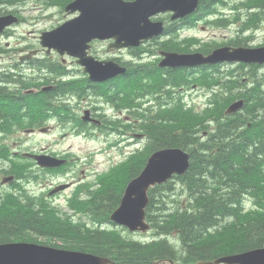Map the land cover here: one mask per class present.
<instances>
[{"label": "trees", "instance_id": "1", "mask_svg": "<svg viewBox=\"0 0 264 264\" xmlns=\"http://www.w3.org/2000/svg\"><path fill=\"white\" fill-rule=\"evenodd\" d=\"M4 1L7 2L8 0ZM67 1L69 0H66L63 5ZM202 9L205 11L204 8ZM155 41L157 42L155 43ZM167 42L155 39L144 46L135 48L133 52L136 55H151L163 47L168 51L169 49L170 51L183 50L179 41H175L174 44L172 43L173 45L168 44L170 48L167 46ZM178 45L180 48L177 47ZM172 48L173 50H171ZM212 66L214 65L210 66L209 72L213 69H216V72L219 70L217 65ZM138 68L159 74L157 70L155 71L156 62L154 60L140 64ZM126 76L123 80H128ZM130 78L131 80L123 83V86L129 87L131 85L133 89H136L138 83L141 82L132 79L133 77ZM205 80H208V76L203 75V81ZM260 81L253 89L246 92L248 99L253 100L257 105H260ZM227 82L234 86L232 81ZM225 83L222 87L226 90ZM9 97L13 98L12 92H9ZM223 110L224 106L220 105L218 108H213L204 113V115H213L217 120L216 131L211 135V138L208 136L201 142V147L197 153L191 152V163L188 171L182 176L174 177L181 182L182 189L187 195L188 204L185 206L180 204L178 193H174L170 197L174 191L172 180L156 185L154 190L151 189L149 192L150 202L146 209L147 218L149 221L151 219L153 234H167L176 230V238L181 243L180 248H175L172 244L167 243L166 239L157 242L123 238L124 235L121 230V236L118 239V231L115 229L88 227L86 223L81 221L72 222L68 219L59 218L55 210L45 202H41L38 209H33L35 203L23 205L12 200L8 201V198L2 199L0 202V243L19 240L38 242L62 249L86 251L107 256L113 259V264H158L156 262L163 259H172L181 264H189L213 260L220 254L264 246V191L256 190L252 194L255 185H247L243 180L247 177L249 179L255 177L257 180L262 171L260 164L261 155L264 153V124L261 120H256L251 122L250 127H246L247 122L238 124L239 117L228 119L222 116L224 115ZM251 110L249 109V112ZM166 119L168 121L165 123L173 121H169V116ZM186 119H182V122L188 123L189 121L187 122ZM172 123L174 124V122ZM150 124L152 125V122L148 123L146 129H150ZM168 124H156L157 128L153 127L155 125L152 126L153 130L150 131L151 135L149 134L148 137L149 148L154 143L172 146L170 141H173V138L170 134L173 130L168 128ZM175 124L178 127L177 135L181 136V139L175 141L173 145L181 148L186 147L182 143L186 139L187 143L192 140L193 144L194 128L185 131L183 129L185 127L181 126L182 130H179L182 124L180 122ZM162 126L166 127L162 128ZM199 126L201 131L205 129V119L200 120ZM235 127H238L237 131L234 130ZM183 136L190 137L182 140ZM237 143H241L242 147H239V151L242 153L230 157L232 148L229 146ZM214 144L220 145L221 151L214 153L216 150ZM220 154L222 155L217 159L223 161L226 166H222L221 163L218 164L219 161H216V157ZM203 157L211 160L213 166L207 164L202 169L203 165L201 164L205 163ZM143 163L144 161L139 159L136 161L133 158L129 161V165L130 167L133 165L136 167L135 169L128 167V162L113 167L105 175L104 184H113L117 186L118 190V187L124 186L128 178L140 172ZM245 172L246 175H244ZM101 190L107 191V188ZM246 192L252 195L251 204H254L253 208L251 205L248 210L244 209L242 203L243 193ZM102 193H97L85 203L76 202L71 206L80 213H89L91 221L110 223L109 215L116 206L119 196L115 199H110L107 196L103 197V200ZM168 202L171 203L172 207ZM224 234H228V237L221 240L219 236ZM40 238L42 240H39ZM119 241L120 244L117 246Z\"/></svg>", "mask_w": 264, "mask_h": 264}, {"label": "flooded vegetation", "instance_id": "2", "mask_svg": "<svg viewBox=\"0 0 264 264\" xmlns=\"http://www.w3.org/2000/svg\"><path fill=\"white\" fill-rule=\"evenodd\" d=\"M200 1L201 3L197 10V12L199 11V13H197L198 14L197 21L199 22V27L201 31L207 30L209 33V36L206 35L205 39L209 40L208 37H210L211 39L212 36H216L217 35L216 32H218V34L223 38L222 41H224L228 37L230 38L232 35L233 38L240 39L243 37L244 33L247 30H250L251 28L253 30L260 29L264 34V0H227L229 3L226 2L223 5V6L226 5L228 7L227 10L217 8L216 6L213 7L212 5L209 4L208 0L206 1L200 0ZM202 7L205 9V11L201 9ZM228 22L233 27L237 25L238 26L235 27L233 31H227L229 27L227 28L226 24H224V26L222 24ZM28 23L32 24L33 22L32 20H29ZM34 24L35 23H33V25ZM211 29H213L214 32L210 31ZM35 37L36 34H34L33 29H31L24 36L23 47L21 48L15 47L7 50V57L9 58V62L2 63L1 66L3 71L7 70L9 66H11L13 62L11 58L15 56L17 57L16 58L17 60L14 62H16L18 64V68L19 67L20 68L18 70V74H17L18 76L15 77V80L12 77L0 78V91L1 90L12 91L17 99H11L14 101V106L11 111L6 112L2 108V111H0V120L9 121L12 124H14L13 127L16 129L14 135L17 138H21L22 133L23 134L26 133L28 136L37 135L39 133L47 134L52 130V122H49L50 117L52 115L57 116L59 114L57 108L60 106H66L70 108L72 111L68 113L69 117L72 118L74 121L78 120L79 124H84V122L80 119V116L76 115V113L73 110L75 105L79 104L80 102H83L84 104H86L87 107H89L92 110V117L100 120V124L94 125L90 122L86 123L89 126H94L96 129L100 131V133L97 132L96 130H94L93 132L84 131L83 133L87 137H92L96 139L101 138L104 141V143L107 145V149H109V151L112 152L120 151L121 150L120 141H122L121 121L119 119V115L121 113V103L119 100L120 91L117 82L120 80L121 77L120 76L115 77L112 80L111 85H108L107 82L94 83L89 79L90 78L89 75L85 73L82 68L75 65V63L77 64L76 62L77 59L71 57L69 58L70 66L67 68L60 69L58 71L50 68L34 70L29 65L33 61L36 62V57H34V54L37 53L39 50H41L39 45L37 47L35 45L36 42ZM102 42L104 43L106 41H102ZM97 43L100 44V42ZM28 45H32V47L34 48H30L26 52H23L22 49H24V47ZM94 49H96V47H94ZM112 49L113 48H111V50H108V47H105L104 50L105 52L93 51V54L96 56V58L99 59L111 58L113 61L114 60L119 61L120 56L114 54L116 52H114V50ZM33 50H37V52L35 53L32 52L30 56H23ZM119 51L123 52L122 50ZM106 52H109L110 54ZM200 67L202 66H199V68ZM199 68L195 69V68L186 67L185 69L184 68L178 69L179 71L178 70L173 71V74L175 72V74L178 75L180 74L181 77L182 76L184 77V78L182 77L184 81L183 83L184 85L182 84L180 85L181 87L177 86L178 88L174 87L173 89H175V92L177 93L181 90L179 94H183V96H185L184 97L185 99H189L192 97H193L192 99H195L197 97V93L200 92V90L202 89L201 84L198 83L199 80L196 79L201 75L199 73L200 71H202L201 70L202 68L200 69ZM129 69L136 70L137 68H129ZM142 71H143V75H145L144 77L147 79L148 77L153 76L150 78L151 82L159 89L160 94L165 93L166 91L169 92L172 89V84L168 74L169 72L155 74V73H151L150 71H145L143 69ZM186 73L189 74L187 75ZM18 77L20 78L33 77L35 79V83L32 85L21 84L17 82L19 80ZM46 86H49V88L47 91L44 92L43 90L44 87ZM192 86L193 88H190ZM28 90L38 92L39 94L44 95L45 97L48 98L47 101H44L43 103L40 102L38 104L33 114H31V112L29 111V107L25 104V101L22 98V94ZM261 91L264 95V90L261 89ZM94 93L97 95L96 99L92 98ZM0 96L3 97L2 99H0V106H1L6 104L7 103L6 99L9 98H7L6 95L2 93L0 94ZM112 97H115L114 101H112ZM42 104H44L45 106H43ZM152 106L154 107V109H152L153 108ZM149 107L152 110H157L159 108L157 105L154 104L149 105ZM21 120H23L24 123H28V125L24 126L23 128L16 126L15 124H19ZM196 127H197V123L195 124L191 123L189 128L190 129L194 128L195 130ZM172 129L174 130L170 134V136L171 138H173V141H170L171 142L170 144L173 145L175 144V141L181 139V136H178L176 133L178 127L176 128L173 127ZM183 129L187 131V129L185 128ZM195 136H194V142H195L194 144H192V140L190 143H187V140L183 141L182 143L187 145L191 150L197 153L199 150V146H201V143L199 142L202 139V135L201 134L197 135V131H196ZM61 137L63 136L60 135L56 137L54 142L51 141L46 145L40 146L38 149L37 148H30L29 150L18 149V151H16V154H20L22 156L27 157L29 161L27 163L28 171L36 179V187L38 190L37 192L39 194L37 197L38 199L46 198L48 200H51L52 201L51 203H56V204L63 202L66 203L76 202L77 200L83 201L88 191L100 190L101 182H102L101 179L104 173L102 172L101 167H99L98 163H96L95 156H90V155L87 156L86 153V155L82 159L78 155L76 156L73 155L70 148L71 145L67 149L55 147L56 145L54 144L58 143V139ZM218 149L219 148L217 147V150ZM30 154L40 155L42 156V158L41 160H37ZM48 156H52V157L56 156L59 158H63L66 161L56 168L49 169L50 172H44L46 170L41 168L44 166H41L38 163V161H42L44 163L48 162L50 161V158ZM80 161L81 163H79ZM38 165L41 167H39ZM58 179L64 181L57 183ZM61 185H65V187L60 188V190L54 192L53 194L50 193V190L58 189L59 187H61ZM102 192H103L102 193L103 200H104L103 197L108 196L110 199L113 198L115 199V197L118 196L117 186L113 184L108 185L107 191H102ZM62 215L64 216V214ZM73 215H76V213L71 212V214H68L67 216L72 217ZM116 230L118 231V239H120L121 236L120 228ZM119 244L120 241L117 244V246Z\"/></svg>", "mask_w": 264, "mask_h": 264}, {"label": "water", "instance_id": "3", "mask_svg": "<svg viewBox=\"0 0 264 264\" xmlns=\"http://www.w3.org/2000/svg\"><path fill=\"white\" fill-rule=\"evenodd\" d=\"M90 1L95 3L96 9L103 11L108 9L113 14L119 12L131 24L132 28L128 29L124 26L122 29L114 28L107 33H100L95 29L98 18L92 17V13L88 15L89 10H86L84 6ZM156 2L155 0H77L71 6H80L79 15L67 22L68 24L65 26L58 28V31H51L47 36V41L43 40V43L59 51L58 46L72 55L81 56L83 53V58L86 61L85 68L95 70L97 62L86 55L87 42L95 36L102 39L112 38L114 39L112 44L119 47L138 45L142 40L154 36L163 30V26L159 22H152L150 17L157 10L174 9L170 6L160 5L159 1ZM196 2L197 0H190L186 6L188 10L195 8ZM120 15L115 14V18L111 19L119 20ZM2 27L0 26V28ZM51 38L53 39L51 40ZM257 52L256 54L247 53L239 48L229 51L226 47L216 49L207 56L196 53L166 52L163 53L164 58L161 61V66H194L217 61H260V49H257ZM107 68L102 67L101 71L104 72ZM239 105L240 103L232 104L227 112L236 110ZM57 162L61 163L62 161ZM187 167L188 154L179 148H166L155 152L148 159L142 171L127 183L120 204L110 215V218L118 224L127 226L132 231H146L149 224L144 221V208L148 204L147 190L149 186L165 181L174 172L184 173ZM111 262L108 257L83 251L64 250L34 242H10L0 245V264H110ZM221 262L226 264H264V247L225 255L217 258L214 262H199L197 264Z\"/></svg>", "mask_w": 264, "mask_h": 264}, {"label": "rangeland", "instance_id": "4", "mask_svg": "<svg viewBox=\"0 0 264 264\" xmlns=\"http://www.w3.org/2000/svg\"><path fill=\"white\" fill-rule=\"evenodd\" d=\"M56 1L57 0H17V1L12 2L9 6H10V8L16 7L15 9H17V8L20 9L19 10V11H21L20 12L21 14L19 16V22L20 23L26 22L28 19H31L34 16H37V19L40 21V23L38 26L35 27V30H36L35 40L41 41V36H43L45 30L50 29L53 25L54 26L58 25L59 23H61L64 20L63 16L58 11L52 10V8L55 6ZM1 2H5V1L0 0V3ZM50 13H51V16H49ZM2 14H7V13H2ZM23 29L26 32L27 29L21 28V30H23ZM14 32H15L14 33L15 36L17 34H19L18 32H16V30ZM2 41H3L5 46H6V44H18L19 43L18 40L16 39V37H11V38L5 37L2 39ZM7 58H8L7 52L0 53V63L7 62ZM44 68H46L45 62H41V63L36 65V69H38V70H41ZM140 73L141 72L138 70L128 71L126 73V75H127L126 79H128V80H123L122 84L131 80L130 77H133L132 79L137 78L140 75ZM151 77H153V76H150L148 78H151ZM225 85L227 87L226 90L228 92H242L244 90L239 84L236 87H233L230 83L226 82ZM249 109H251V108L245 107L242 109V111H240L237 114V116H235V117H239V120L237 121L239 124H241L243 122L249 123V122L256 121V120H261L259 117V112L257 109H252L251 112H249ZM232 118H234V117H232ZM180 121L182 124V120H180V119L173 120L172 122L176 123V122H180ZM171 123L169 122V127L172 126L173 123L172 124ZM164 124H165V122H164ZM187 124H188V126H187ZM187 124L185 123V124H182L181 126L186 127L185 129H189V127L191 125L190 120ZM170 128H172V127H170ZM52 130H53V126H52ZM234 130L237 131L238 127H235ZM54 131L55 132L62 131V127L60 125L57 126L54 129ZM166 135H168V134H166ZM58 136H60V135H58V134L52 135V137H54V140ZM27 137H28V135L26 133H24L22 136V141L20 143L21 144L25 143L24 141L27 139ZM189 137L182 138V140L189 138ZM41 141H43V140L40 137L35 138V137L31 136V143H33L32 144L33 146L39 145ZM60 143L63 144L64 147H67V144H70L71 145L70 148H71L73 155H78L82 159L84 157V154L88 152L87 150L91 151L94 149H97V151L100 152V156L97 155L98 160L106 159V157L103 156V153L106 152V145L104 144V142L102 141L101 138H98V139L91 138V137L76 138V137H71V136H65V138L60 139ZM240 146H241V143H237L235 145L229 146L232 148L231 153H230V157L233 155H237V154L241 155L242 151H239ZM221 155L222 154L218 155L216 157V159L218 157H220ZM203 159H204L205 163L201 164V165H203L202 169L205 168L204 165H207V164L212 165V163H211L212 161L209 160L207 157H203ZM216 161H219V160L217 159ZM220 163L222 164V166H226L225 164H223V161H219L218 164H220ZM214 165H216V164H214ZM252 168L254 169L255 167H252ZM233 169H237V168H233ZM244 175H246V172ZM243 180L247 183V185H256L258 191H264V180L263 179L255 180V177H253L252 179H249V177H247V179H243ZM177 191H178L179 198H180L178 200L187 203L186 192L178 186H177ZM224 203H226V205L228 206L226 201H224ZM145 217H147V209L145 211ZM146 233L147 232H143V233L137 232L135 234H129V233H126V234H128L129 236L135 237V238H143L144 236H146L148 238L151 236V233H148V234H146ZM225 237H228V234H224V235L219 236V238L221 240H223V238H225Z\"/></svg>", "mask_w": 264, "mask_h": 264}, {"label": "bare ground", "instance_id": "5", "mask_svg": "<svg viewBox=\"0 0 264 264\" xmlns=\"http://www.w3.org/2000/svg\"><path fill=\"white\" fill-rule=\"evenodd\" d=\"M154 1V0H153ZM156 1H159L160 3V5H163V6H165V7H167V6H170L171 8H174L175 10H182V9H184L186 6H187V4L188 3H190V0H155V2ZM206 1V0H205ZM157 3V2H156ZM85 6V8H86V10H89V13H88V15L89 14H91V16L92 17H96V18H98V23L96 24V30L97 31H99L100 33H102V34H104V33H107V32H109V31H111L112 29H114V28H118V29H122L124 26H126L128 29H131L132 28V26H131V24H129L127 21H126V19L123 17V16H121L120 15V13L119 12H116L115 14H117V15H120V17H119V20H117V19H115V20H112L111 18H115V14H113V13H111L108 9L107 10H102V9H96V7H95V3L94 2H89L88 4H86V5H84ZM122 9V8H121ZM238 9V8H237ZM246 9V8H245ZM235 10V9H234ZM241 10V9H240ZM244 10V9H243ZM229 11V10H228ZM233 11V10H232ZM242 11V10H241ZM246 11V10H245ZM200 12H201V10H200ZM215 12V11H214ZM244 12V11H243ZM197 13H199V11L197 12ZM228 13V12H227ZM218 14V13H217ZM220 14V13H219ZM206 15V14H205ZM208 15V14H207ZM225 15V14H224ZM246 15H247V13H246ZM245 15V16H246ZM214 16V15H213ZM203 17V16H202ZM205 17V16H204ZM244 17V16H243ZM89 19H90V17H88ZM229 18V17H228ZM242 19V18H241ZM139 21L141 22V18L139 19ZM231 22V21H230ZM235 22V21H234ZM237 22V21H236ZM235 24V23H234ZM98 25V26H97ZM252 25V24H251ZM255 25V24H254ZM201 26V25H200ZM212 26V25H211ZM214 27H215V25H214ZM213 27V28H214ZM218 27V26H217ZM223 27V26H222ZM228 28V27H227ZM218 30V29H217ZM214 32V31H213ZM217 33V32H216ZM209 36V35H208ZM231 36V35H230ZM233 36V35H232ZM231 36V37H232ZM206 37V36H205ZM53 38H51V40H52ZM208 39H210V37H208ZM236 39V38H235ZM58 40V39H57ZM57 40H56V42H57ZM74 40V39H73ZM157 41H155V43H156ZM160 43V42H159ZM174 44V43H173ZM172 44V45H173ZM177 44V43H176ZM175 44V45H176ZM161 45V44H160ZM170 45V44H169ZM171 45V46H172ZM181 45V44H180ZM180 45H178L177 47H179ZM158 46H159V44H158ZM163 46V45H162ZM166 46V45H165ZM167 46H168V44H167ZM166 46V47H167ZM182 46V45H181ZM169 47V46H168ZM175 47V46H174ZM176 47V48H177ZM204 47V46H203ZM160 48H162V47H160ZM170 48V47H169ZM180 48V47H179ZM163 49H164V47H163ZM165 50V49H164ZM167 50V49H166ZM171 50H173V48L171 49ZM169 51H170V49H169ZM216 65V64H215ZM212 67H214V66H212ZM200 68H202V67H200ZM199 68V69H200ZM211 68V67H210ZM185 69V68H184ZM196 69V68H195ZM198 69V68H197ZM136 70H138V71H140L141 73H140V75L137 77V78H135V80H137V81H139V82H143V81H150L151 82V79L150 78H145L144 76L145 75H143V71H142V69L141 68H137ZM202 70V69H201ZM210 70V69H209ZM216 70V69H215ZM128 71H133L132 69L130 70V69H128ZM127 71V72H128ZM179 71V70H178ZM189 71V70H188ZM193 71V70H192ZM213 71H214V69H213ZM219 71V70H218ZM198 72V71H197ZM194 73V72H193ZM205 73V72H204ZM169 74V77H170V81H171V84H172V89L174 88V87H177V86H180V85H182L183 83H184V81H183V78L181 77V75L179 74H175V72H174V74L173 73H168ZM187 74V73H186ZM185 74V75H186ZM189 74V73H188ZM187 74V75H188ZM192 76V75H191ZM194 76V75H193ZM188 77V76H187ZM195 77V76H194ZM197 77V76H196ZM206 79H207V77H205ZM192 79V78H191ZM195 79V78H194ZM206 81V80H205ZM189 82V81H188ZM198 82H200V81H198ZM138 84H140V83H138ZM190 84V83H189ZM232 84H234V86L233 87H236L238 84L237 83H234V82H232ZM184 85V84H183ZM222 86H223V84H222ZM181 87V86H180ZM185 87V86H184ZM199 87H201V86H199ZM259 87H260V89H263L264 90V80H262V81H260L259 82ZM178 88V87H177ZM190 88H193V86L192 87H190ZM189 88V89H190ZM172 89L169 91V92H165V93H161V96H163V97H167V98H170V97H172L173 96V94H172ZM188 89V90H189ZM198 89V88H197ZM187 90V91H188ZM181 91V90H180ZM180 91L178 92V93H180ZM184 91V90H183ZM191 91H193V90H191ZM198 91V90H197ZM201 91V90H200ZM248 91V90H247ZM247 91H245V90H243L242 92H247ZM185 92V91H184ZM196 92V91H195ZM194 92V93H195ZM188 93V92H187ZM190 93V92H189ZM246 94H248V93H246ZM191 96V95H190ZM193 96V95H192ZM185 97V96H184ZM193 98V97H192ZM191 98V99H192ZM248 98V97H247ZM7 100V103L6 104H4V105H1L0 106V111H2V108L6 111V112H8V111H11L12 109H13V106H14V101L13 100H11V99H6ZM263 101H264V95H263V93H262V91L260 90V105L263 103ZM153 107V106H152ZM156 108V107H155ZM158 108V107H157ZM152 109H154V107L152 108ZM239 119V118H238ZM187 120V122L189 121L188 120V118L186 119ZM200 120H202V119H200ZM168 120L166 119V121L165 122H167ZM169 121H171V120H169ZM185 121V120H184ZM262 121V120H261ZM169 123V122H168ZM168 123H165V124H168ZM171 123V122H170ZM177 123V122H176ZM183 123V122H182ZM251 123V122H250ZM172 124V123H171ZM179 124V123H178ZM180 124H181V121H180ZM183 124H185V123H183ZM187 124V123H186ZM195 124V123H194ZM202 124V123H201ZM239 124V123H238ZM248 124V123H247ZM151 125V124H150ZM162 125V124H161ZM169 125V124H168ZM172 125H175L174 127L176 128V124H175V122H174V124H172ZM167 126V125H166ZM166 126H162V128H164V127H166ZM181 126V125H180ZM187 126H188V124H187ZM201 126V125H200ZM151 127V126H150ZM153 127H155V128H157L156 127V124H155V126H153ZM170 127H172L173 128V126H170ZM170 127H168V128H170ZM195 127V126H194ZM186 128V127H185ZM204 128V127H203ZM181 129H182V127H181ZM192 129V128H191ZM147 130V129H146ZM152 130H153V128H152ZM172 130H174V129H172ZM176 130V129H175ZM193 130V129H192ZM205 130V129H204ZM119 131V130H118ZM157 131V130H156ZM159 131V130H158ZM161 131V130H160ZM165 131V130H164ZM171 131V130H170ZM193 131H195V133H196V129L195 130H193ZM152 132V131H151ZM162 132H163V130H162ZM161 132V133H162ZM167 132V131H166ZM173 132V131H172ZM154 134H155V132H153ZM153 133H152V135H153ZM157 133H159V132H157ZM163 133H165V132H163ZM174 133H175V131H174ZM177 133V132H176ZM118 135V134H117ZM151 135V134H150ZM155 136V135H154ZM120 137V136H119ZM152 137V136H151ZM184 137V136H183ZM198 138V137H197ZM118 139V138H117ZM119 140V139H118ZM198 140V139H197ZM120 141V140H119ZM204 141V140H203ZM120 142H122V141H120ZM156 142H157V140H156ZM198 142V141H197ZM156 144V143H155ZM149 145V144H148ZM151 145V144H150ZM198 145V144H197ZM153 146V145H152ZM151 146V147H152ZM255 146V145H254ZM178 147V146H177ZM221 159V158H220ZM177 179V178H176ZM153 190H154V188H153ZM225 201V200H224ZM252 202V201H251ZM252 205V204H251ZM254 205V204H253ZM154 208V207H153ZM252 208H253V206H252ZM243 209V208H242ZM154 210V209H153ZM156 210V209H155ZM153 216V215H152ZM150 221H151V219H150ZM154 224V223H153ZM156 227V226H155ZM177 233V232H176ZM178 235V234H177ZM180 248V247H179ZM183 248H184V245H183ZM178 250H180V249H178ZM181 251V250H180ZM228 251V250H227ZM226 251V252H227ZM186 252V251H185ZM185 252H184V255H185ZM233 253V252H232ZM178 254H180V253H178ZM189 254V253H188ZM227 254V253H226ZM191 255V254H190ZM221 255V254H220ZM178 256V255H177ZM188 257V256H187ZM161 260V259H160ZM164 260V259H163ZM207 260V259H206ZM190 261V260H189ZM209 261V260H208ZM188 263V262H187ZM184 264V263H183Z\"/></svg>", "mask_w": 264, "mask_h": 264}]
</instances>
